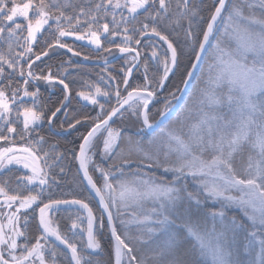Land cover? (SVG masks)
Masks as SVG:
<instances>
[{"label": "snow or ice", "instance_id": "obj_1", "mask_svg": "<svg viewBox=\"0 0 264 264\" xmlns=\"http://www.w3.org/2000/svg\"><path fill=\"white\" fill-rule=\"evenodd\" d=\"M196 17L206 25L198 32L193 31ZM184 22L187 28H183ZM165 23L183 28L194 56L190 68L181 71L177 47L159 30L158 26ZM53 25L54 42L45 41L47 47L36 53L34 46L40 36ZM146 36L158 37L167 45L160 60L163 72L150 78L145 62L143 85L128 91L129 77L139 67L141 58V51L133 44L141 45V38ZM65 37L87 40L96 50L108 54L116 49L128 56L125 63L130 60V66L121 68L127 96H122L116 76L108 75L107 82L116 85L117 106L110 111L98 97L110 98L111 93L88 85L94 91H78L77 96L90 105H98L100 111L94 118L84 115L69 119L65 110L69 85L50 71L46 75L34 72L35 63L47 57L49 49L61 48L74 56L82 55L63 42ZM0 41L7 46V53L0 51V141L14 145L16 137L24 140L37 132L45 118L49 125L54 124L61 111H65V121L59 125L62 131L92 122L75 158L107 215L114 264H200L199 260L189 259L192 256L201 258L203 264H264V0H213L206 20L190 0H83L78 8L73 0H11L10 6L9 0H0ZM105 41L110 47H104ZM16 46L23 51L16 52ZM151 57L159 59L155 48ZM21 61L27 63V69ZM5 65L11 70L7 83ZM196 70L201 72L192 85L196 91H188ZM177 72L186 87L177 86L176 91H188L175 118L180 127L161 128L157 133L159 124L152 119L150 105L169 74ZM13 74L18 79H13ZM41 81L49 87L62 85L65 94L47 117L39 105V87L35 91L28 89V85ZM169 96L177 98L172 91ZM170 105L171 101L165 98L163 107L157 110L160 118L167 117ZM122 110L130 111L138 132L152 133L146 141L125 137L120 129L110 126L114 117L123 116ZM103 132L107 135L103 136ZM101 139L102 158L115 156V160L107 168L96 166L95 171L102 177L98 184L89 165L90 153ZM44 142V137L39 136L29 140L28 146L0 147V264H46L41 240L49 236L67 247L72 264H101L99 259L93 261L91 254L85 255L53 225L51 214L55 209L78 205L87 213L85 247L93 253L100 252L97 217L87 202L52 199L50 194L44 202L43 197L52 186L50 173L54 167L52 155L43 151ZM59 158L57 153L55 159ZM245 158L246 164L237 167V162ZM133 164L136 169L126 174L124 166ZM11 165L26 170L15 176L14 188L13 177L2 175ZM143 168L162 169L171 173L172 179L158 182ZM60 172L64 169L60 168ZM117 172L120 176L114 178ZM189 177L196 185L195 191L180 183ZM208 200L219 206L206 208ZM147 202L153 206L145 211ZM34 206L39 208V228L43 232L29 246L27 215L24 230L20 221L22 210ZM230 209H238L243 219L229 216ZM77 220L72 221L71 228L84 232ZM117 220L121 228L117 227ZM130 226H135L136 234H131ZM104 227L101 219L100 228ZM18 238L25 242L19 243ZM241 253L247 259L242 260ZM51 256L54 259L57 252L52 250Z\"/></svg>", "mask_w": 264, "mask_h": 264}, {"label": "trees", "instance_id": "obj_2", "mask_svg": "<svg viewBox=\"0 0 264 264\" xmlns=\"http://www.w3.org/2000/svg\"><path fill=\"white\" fill-rule=\"evenodd\" d=\"M17 2H24V0H17ZM190 2H194L198 7L200 11V16H203L205 20L209 17L210 10L213 4V0H190ZM73 3L77 5V8L83 4V0H73ZM11 4V0H9V6ZM87 7V5H84ZM66 11L71 12V9H66ZM110 19V18H109ZM103 22V21H102ZM194 32H198L201 28L205 27V23L200 21L199 17L194 18ZM86 27V25L84 26ZM159 30L167 35L169 37V40L174 43V46L177 47L178 52L180 54V61H181V71H183L185 68L190 67V62L193 60L194 56L191 53L190 50V42L185 39V34L183 28H187V23L184 22L183 28H178L175 26L168 27L167 24H161L158 26ZM6 35V34H5ZM55 26L53 25L52 29L50 31H45L39 38V42L34 46V51L36 53H40L43 51L47 45L45 44V41H48L49 43H53L55 39ZM119 38V37H117ZM139 38V37H138ZM142 43L139 46H136L133 44V47H138L141 51L142 58H140V64H143L144 62H147L148 65V75L150 78H153L154 74H159V71L151 64L149 61V58L147 54L151 53L152 49L155 48L157 52H161V45L163 41H160L158 37H150L146 36L141 38ZM69 46H71L75 51H79L82 55L81 56H74L72 53H69L66 49L61 48H53L49 49V55L47 57H42L40 61H37L34 66V72L36 74H48L49 71L52 73V75L57 76L61 79H64L65 83L69 85L70 88V96L67 101H65L66 105V111L68 113L69 119L73 116L80 118L84 115H87L89 117H96L97 112L96 109L90 106L82 105L76 98L75 95L78 91H82L88 85L93 86H99L102 90L107 86L109 87V84L107 83V79L105 78L106 75L109 73L111 75L116 76L117 80L120 81V91L122 96H124L127 91L124 90L123 85V75L124 72H121V61L124 58L122 56L119 60L115 61L114 63L106 66H84L81 64L82 61H97L101 62V59L99 58V53L94 52L90 50L89 48H86L84 46H81L79 44L73 43V42H67L65 41ZM104 47H110V45L105 41ZM0 51H3L7 53V46L2 41H0ZM16 52L23 51L22 48L16 46L15 48ZM118 54V53H117ZM88 56L89 59L85 60L83 57ZM34 59V56L32 57ZM143 61V63H142ZM21 64L24 66L25 69H27V63L24 61H21ZM5 78L4 82L7 83V74L11 72L10 69H7V66L5 65ZM108 67H110L108 70ZM104 77V80H101V77ZM139 75V67L137 70L131 74L129 77V86L128 91H131L132 88L137 87L138 85H143L144 80H142ZM13 79H18L16 74H13ZM22 83V81H21ZM40 83V82H39ZM13 86H17L15 83ZM181 88L182 84L180 83V73L177 72L175 74H172L169 79L166 81L165 86L163 89L157 93V96L155 98L160 100V104L163 103L165 98H169V92H178L176 91V87ZM36 87H39L40 90V100L39 105L40 107L45 111V116L51 114L50 110H55V107L60 105V102L64 100V92H63V86L56 84L51 87V91L44 87H40L36 84H30L28 85V89L30 91H35ZM111 89L114 91L116 90V85L113 84V88L111 85ZM11 91V90H9ZM177 96V95H176ZM117 103H113L112 106H116ZM155 102L153 101L150 109H151V115H153L152 109L155 106ZM153 117V116H152ZM46 119V118H45ZM65 121V111H61L57 114V117L55 118V123L52 125H49L46 123L45 128L43 131L37 130V132H33L30 137H26L23 141L29 140H36L39 139V136L44 137V143L42 145L43 151H47L52 155L54 159V167L51 169L50 173V182L52 184L51 188L49 189L48 193L45 194L43 197L44 202H47L50 197L52 199H82L85 202L89 204V206L93 209L94 215L97 217V221L95 224V228L97 231V238L101 242V250L98 253H93L92 250L89 251L85 247V239L83 236L77 232H75L76 229L71 228V224L73 221L72 215L74 213H80L82 215H85L84 212L81 209H71V208H57L55 209V220L54 223H56L59 228V231L62 235L66 236L70 242H73L77 245L78 249L84 250L85 255L91 254V259L93 261L99 259L101 261V264H113V257H112V241L107 233L106 228L104 227L101 229L99 227L100 220L103 218L100 215V212L98 208L96 207L94 201L92 200L91 196L85 189L84 185L82 184L75 166V155L78 151V146L83 138V135L87 133V130L91 127V121L87 123H82L80 125H77L75 129H69L68 131H62L59 128V125L61 122ZM115 124V120L110 124L112 127ZM21 127V125H20ZM66 127V124H65ZM119 129V128H118ZM120 130L124 134L125 137L127 136H133L135 139L140 141H146L150 135L143 134H136L134 132H130L128 130H125L124 127H121ZM6 132V128H5ZM38 133V134H37ZM19 139L18 137H16ZM121 147H124V143L121 142ZM60 154L59 159H55L56 154ZM42 154V153H41ZM107 161H99V165L102 167H107L111 165L114 160L115 156L112 158L106 159ZM246 160V158H245ZM238 161L237 167L241 166V163H245L246 161ZM246 164V163H245ZM130 167V169L135 168ZM60 168L64 169V172H60ZM124 170L127 174L130 170ZM158 169V168H156ZM90 170V174L93 175L94 180L100 184V180L95 175L94 171ZM149 174H152L156 179H160L162 181H165L166 183L170 180L168 176L161 174L158 171H147ZM20 171L16 169H10L8 172H4L2 175L5 177L12 176L11 181V187H15V176L19 175ZM169 179V180H168ZM58 181V183L56 182ZM26 194V193H25ZM210 204L205 201L204 206L208 209L216 208L219 205L216 203V205L209 206ZM229 216L235 215L238 219H243L241 216L239 210L236 209H230L228 212ZM27 218L29 223L27 224L26 234L28 237L29 246L34 243L36 240L37 235H41V230L39 229V220H38V213H36V216L33 215V213H28ZM104 223V220H103ZM105 225V223H104ZM25 240L22 239L23 243ZM50 243L53 245V250L57 252V256L55 259L56 262L54 264H72L71 256L69 255V250L67 247L63 244L59 245L54 244V242L50 241ZM190 244L191 241H188ZM71 253V252H70ZM242 260L247 259L246 256L241 253ZM189 259L196 260L194 256L189 257ZM200 261V260H199ZM200 264H203V261H200Z\"/></svg>", "mask_w": 264, "mask_h": 264}, {"label": "rangeland", "instance_id": "obj_3", "mask_svg": "<svg viewBox=\"0 0 264 264\" xmlns=\"http://www.w3.org/2000/svg\"><path fill=\"white\" fill-rule=\"evenodd\" d=\"M20 22H22V18H20ZM26 26V25H25ZM25 34H26V32H25ZM116 39V42L117 43H119L120 42V38H115ZM62 40H63V42H65V41H67V42H73V43H76V44H79V45H81V46H84V47H86V48H89L90 50H92V51H94V52H98L99 53V58L101 59V61H104L105 60V57H106V59L107 60H109V59H111V58H113V57H115L116 55H117V53H118V50H116V49H113V52H112V54H108V53H105V52H103L102 50H96L95 48H94V46L93 45H91V44H89L88 43V41L87 40H83V41H77V40H75V38L74 37H65V38H62ZM161 52H158V54H159V59H157V60H154V59H152V57H151V53H149V54H147V56H148V58H149V61L151 62V64L159 71V74H162V72H163V66H162V64L160 63V60H162L163 58H164V55H165V53H166V50H167V45L166 44H164L163 42H162V45H161ZM190 47V46H189ZM190 50H191V47H190ZM141 58H142V55H141ZM126 59H128V56L127 55H124V58L122 59V61H121V67L122 68H124L125 70H126V68L128 67V66H130V63H131V61L129 60V64H126L125 63V60ZM207 56L205 57V61H204V63H207ZM25 62V61H24ZM142 63H143V61H142ZM144 65H145V62L143 63V64H141L140 66H139V75L141 76V77H139V78H141L142 80H144V75H145V69H144ZM110 67H108V70H110L109 69ZM172 74L170 73L169 74V77L171 76ZM197 77H201V72H200V70H199V72H198V74H197V76H196V78ZM107 80L106 81H108V74L106 75V77H105ZM196 78H195V80H194V82L192 83V85H195L196 84ZM167 81V80H166ZM166 81H165V83H166ZM108 84H109V87H105L104 88V90H107V91H109L110 93H111V96H110V98H107V97H98V99L100 100V102L101 103H104L105 104V109L107 110V111H110L111 110V107H113L112 106V104L113 103H115L116 104V97H115V95H114V90L113 89H111V85H112V88H113V84H110L109 82H107ZM40 87H44V88H46V89H48L49 91H51V87H49L47 84H45L43 81H41L39 84H38ZM192 85H191V88H190V90L189 91H193V92H195L196 91V89H194L193 87H192ZM163 88H158L157 89V93L158 92H160L161 90H162ZM89 90H92V91H94V88H92V89H89L88 87H86L85 89H83L82 91H89ZM11 94V91H9V95ZM177 95V92L175 93V96ZM188 95V94H187ZM187 97V96H186ZM186 97H185V99H186ZM75 98L82 104V105H86V106H90V107H93V108H95L96 109V112L98 113L99 111H100V109H99V106L98 105H96V106H93V105H90V104H88L86 101H83V100H81L78 96H77V93H76V95H75ZM170 101H171V105H170V108H171V106L173 105V102H174V100L175 99H172L171 97H169L168 98ZM185 99H184V101H183V103H182V105L185 103ZM154 102H155V106H154V108L152 109V111H153V117H152V119L154 120V121H156L158 118H159V115H158V109H160V108H162L163 107V103L162 104H160V100L159 99H157V98H154ZM29 103H30V100H29ZM181 105V106H182ZM117 106V105H116ZM181 106H180V108H181ZM180 108L178 109V111L176 112V114L174 115V117L171 119V120H169L164 126H162L161 128H168V129H179V127H180V125L176 122V116H177V113L180 111ZM21 120H22V118H21ZM46 123H47V119H45L42 123H41V125L38 127V131L39 130H41V131H43V129L45 128V125H46ZM21 127H22V123H21ZM113 128H121V127H124L125 128V130H128V131H130V132H134V133H136V134H143V133H140V132H138L137 131V127H138V125H136V122H135V118L134 117H132L131 116V113H130V111H124V114H123V116H118L116 119H115V124L112 126ZM160 128V129H161ZM160 129L157 131V133L160 131ZM102 135L103 136H106L107 135V133L106 132H103L102 133ZM26 139V138H25ZM96 148L90 153V156H91V163H90V165H89V169H91V170H93L94 171V173H95V175L97 176V178L100 180V184L102 183V177L100 176V174L99 173H97L96 171H95V168H96V166L97 165H99V161L100 160H102V161H107L105 158H102V156H101V153H100V148H102V139L101 140H98V141H96ZM9 146H15V147H24V146H28V141H23V140H20V139H17V138H15V144L14 145H9L7 142H2V141H0V147H9ZM246 161V160H245ZM246 163V162H245ZM100 166V165H99ZM134 166H136L135 164H133V165H130V166H128V165H125L124 166V170H128V169H130V167H134ZM108 167V166H107ZM107 167H104V168H107ZM9 169H16V170H18V171H20V173H22V172H26V170H24L21 166H19V165H11V166H9ZM136 169V167L135 168H133V169H130L129 171H128V173H130L132 170H135ZM149 170H154V171H158V172H160L161 174H164V175H166V176H168V178L171 180L172 179V174L171 173H164L163 172V170L162 169H156V168H151V169H149V168H143V172L144 173H147L149 176H151L152 174H149L147 171H149ZM119 176H120V173H116L115 174V177L114 178H119ZM153 177V176H152ZM156 179V178H155ZM168 179V180H169ZM158 182H160V181H162V180H160V179H156ZM162 182H165V181H162ZM166 183V182H165ZM180 183L181 184H187V186H188V189L190 190V191H195L196 190V185L193 183V181H192V179L189 177V178H186V179H182L181 181H180ZM210 205L209 206H212V205H216V202H214V201H211V200H208L207 201ZM152 203L151 202H147L145 205H144V210L145 211H147V210H150L151 208H152ZM72 209V208H71ZM73 210V209H72ZM236 210H238V209H236ZM115 211V210H114ZM39 212V208L37 207V206H34V208L33 209H30V210H22V213H21V221H20V226H21V228H22V230H24V216L25 215H27L28 213H33V215L34 216H36V213H38ZM55 211H53L52 212V214H51V219H52V221H53V225L54 226H58L56 223H54V220H55V214L56 213H54ZM72 215V218H73V220H77V217L79 216L80 217V219L79 220H77V223L78 224H80V226L83 228V229H85V231L84 232H81L80 231V228H77L76 230H75V232H77V233H79V234H81L82 236H83V238L85 239V246H86V244H87V232H86V229H87V217H86V215H82V214H80V213H74V214H71ZM124 219H127V216H125L124 217ZM29 223V221H28V219H27V224ZM117 227L118 228H121L122 226L120 225V223H119V220H117ZM99 227H100V223H99ZM40 229V228H39ZM40 230H42V229H40ZM130 232H131V234H136V229H135V226H130ZM41 235H42V232L40 233ZM41 235H37V237L38 236H41ZM49 237H52V236H49ZM22 239L23 238H18V242L19 243H21L22 242ZM50 239H42L41 240V243L42 244H44L45 245V248H44V251H45V259H46V264H54L55 262H56V260L57 259H53L52 258V256H51V251L53 250V245L50 243ZM25 242V241H24ZM23 242V243H24ZM30 241H28V243H29ZM34 243H35V241H34ZM54 244H57L58 246H60L57 242L56 243H54ZM62 248V247H61ZM195 258H196V260H200V261H203L201 258H199L198 256H194ZM114 258V257H113ZM36 264H39V262L37 261L36 262Z\"/></svg>", "mask_w": 264, "mask_h": 264}, {"label": "water", "instance_id": "obj_4", "mask_svg": "<svg viewBox=\"0 0 264 264\" xmlns=\"http://www.w3.org/2000/svg\"><path fill=\"white\" fill-rule=\"evenodd\" d=\"M122 56H124V55H122V54H120V53L118 52V54H117L115 57H113V58L107 60V62H105V61H101V62H97V61H82L81 64L84 65V66H95V67L106 66V65H110V64L114 63L115 61L119 60ZM193 60H194V58H193ZM193 60H192V61H193ZM139 64H140V61H139ZM189 68H190V67H189ZM136 70H137V68L133 71V73H134ZM198 72H199V70H196L195 75H194V77L192 78V83L194 82V80H195V78H196ZM133 73H132V74H133ZM191 85H192V84H190V85L187 86L188 91L190 90ZM61 86H62V85H61ZM185 87H186V86L182 84L181 89H184ZM188 91H179V92H178V94H177V96H176L177 98L174 100L173 105L171 106V108H170V110H169V112H168V114H167V117H166V118H160V117H159V118L156 120V121L158 122V124H159V126L156 128V131L159 130L160 127H162L165 123H167L170 119H172V118L174 117V115L176 114V112L178 111V109L180 108V106L182 105V103H183L185 97L187 96ZM124 96H127V93H126ZM151 105H152V104H151ZM151 105H150V107H151ZM126 108H127V106H126ZM122 111L124 112V110H122ZM118 116H119V115H117L116 117H114L113 120L110 122V124H111V123H112V122H113ZM145 134H146V135H152V133H150V132H149V133H145ZM85 135H86V134H85ZM81 142H82V140H81ZM81 142H80V143H81ZM79 145H80V144H79ZM78 151H79V146H78ZM78 151H77V153H78ZM75 166H76L77 174H78V176H79V178H80L82 184L84 185L85 189L87 190V192H88L89 195L91 196L92 200L94 201L96 207L98 208V210H99V212H100L101 217H102L103 220H104L105 228H106L107 233H108V235H109V237H110V239H111V234H110L109 230L107 229V215L103 213V209L100 207V204H99V199L95 196V193L90 189V187H89L88 184H87V181L84 180V178H83V172L80 171L79 161L76 160V159H75ZM59 208L80 209L78 205H75V206L61 205ZM81 210H82V211L84 212V214L87 216V213H86L83 209H81ZM38 218H39V212H38ZM41 232H43V230H41ZM47 239L56 240L55 237H47ZM111 241H112V239H111ZM112 243H113V242H112ZM88 250H90V249H88ZM69 255L71 256V253H70V252H69ZM113 264H114V258H113Z\"/></svg>", "mask_w": 264, "mask_h": 264}, {"label": "flooded vegetation", "instance_id": "obj_5", "mask_svg": "<svg viewBox=\"0 0 264 264\" xmlns=\"http://www.w3.org/2000/svg\"><path fill=\"white\" fill-rule=\"evenodd\" d=\"M51 240V239H50ZM52 242L56 243V240H51ZM58 243V242H57ZM62 247V245H60Z\"/></svg>", "mask_w": 264, "mask_h": 264}]
</instances>
